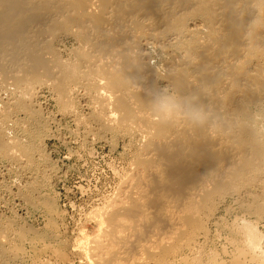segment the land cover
I'll use <instances>...</instances> for the list:
<instances>
[{
  "label": "bare ground",
  "instance_id": "6f19581e",
  "mask_svg": "<svg viewBox=\"0 0 264 264\" xmlns=\"http://www.w3.org/2000/svg\"><path fill=\"white\" fill-rule=\"evenodd\" d=\"M42 89L87 134L123 143L122 182L80 255L202 264L183 251L207 233L202 214L233 199L223 212L244 218L223 227L227 258L264 264V0H0V164L26 171L43 158L47 119L33 105ZM35 184L15 190L27 204ZM4 227L0 263L12 252Z\"/></svg>",
  "mask_w": 264,
  "mask_h": 264
},
{
  "label": "rangeland",
  "instance_id": "374dc122",
  "mask_svg": "<svg viewBox=\"0 0 264 264\" xmlns=\"http://www.w3.org/2000/svg\"><path fill=\"white\" fill-rule=\"evenodd\" d=\"M155 54L156 52H153L154 59H152L151 62L156 60L157 56L155 57ZM79 94H81V92H79ZM5 95L4 91L0 92V99L2 101L7 99L5 98L7 95ZM37 95L38 99L35 97L36 99H34L35 102L33 105L35 108L39 106V111L43 114V117L47 119L48 125L45 128V132L48 133L46 134L47 137L44 136L45 138L43 137V139H41L42 141L37 143L39 150L41 149V154L43 152L42 156L44 159L40 156L38 157V154L35 153L33 155V161H35L30 170L28 168L26 171L21 170V168L19 169L20 165L8 162L0 164L2 165L0 166V182L2 185H5V189L3 188L0 190V220L3 221H0V225L1 228H3L7 224V226L4 227L6 231L8 230L5 237L6 240H3L13 245H11L12 252L9 256L10 259L7 258V260L2 258L0 264H95L86 259L85 256L83 257L80 255L75 246L82 242L85 243L86 239L88 241L89 239H94L99 233L98 224L94 220L93 214L97 212V209H101L103 205L105 206L108 202L113 201L114 194H116L122 182V176L127 167L121 154L123 147H121V149L120 145L123 146V143L119 141L117 145L118 148L116 147V149L111 146L106 139H96L93 135L87 134L88 128H85L82 124V126L80 124L77 125V121L75 119L72 120V117L57 112V106L52 101L46 89L38 90ZM47 97L49 99H47ZM79 100L76 101V106L79 113L83 115L85 102ZM79 104H81V106ZM49 121H51V123ZM75 122L76 124L74 126L73 124ZM47 127L50 133L47 131ZM75 128L77 132L79 131L78 133L74 131ZM82 130H86L85 132L87 135H85V132L81 133ZM6 132H9V134L7 133L9 136H19L20 134L18 131L13 130H8ZM83 141L85 142L83 143ZM110 147L112 149L114 148V150L110 149ZM3 167H6V169ZM29 178L31 179L30 181ZM34 182H36L35 185H37L38 190L32 191L30 200L32 204L29 203V205L17 194L24 189L22 187L20 189L18 186H22V184H34ZM17 189L19 191H17ZM8 191H10L11 194ZM36 193H38V195ZM43 197L45 199L47 197L48 208L45 207L43 209V205H41L40 199ZM232 201L233 199H226L222 204L223 206L218 208L219 210L217 209L213 212L212 215H209L210 213L202 214L201 218L203 217L204 219H200L201 224L202 226L205 225L203 226L204 228H202L203 230L206 229L207 231H205L207 233L204 234L205 237L200 235L197 236L196 240L193 242L194 244L192 246L190 245L188 248L190 250L184 249L183 256H187L185 257L187 263H189L188 261H191V258L193 259L195 255V258H199L201 263L204 261L203 263L205 264L212 262H223V264H228L230 259L228 253L231 251V247L226 243V240H223V238L225 239L226 237V231L223 227H226L234 217L233 215L237 213L232 212L226 214L223 212V209L227 206H233ZM33 204L36 206H33ZM206 215L209 217H206ZM220 216L223 219L219 218ZM236 217L238 220L244 218L241 217L239 213ZM239 222L241 221L239 220ZM255 226L256 231L259 234L261 233V236H263L261 238L264 239V225L258 223ZM15 232L18 233L16 234ZM21 232H23V236L19 237L18 235H20L19 233ZM148 234L150 233L148 232L147 236H149ZM152 235L153 234H151V236ZM15 238L17 239L15 240ZM19 238L21 239L19 240ZM144 240L145 238L140 241L141 244ZM7 242L3 244L4 248ZM183 242H185V240ZM14 247L15 249L17 247L19 248H17L19 251L16 250L18 253H15ZM224 250V253H226L225 255L222 252ZM12 254L15 255L12 256ZM130 255H132L130 260L125 261L123 264L156 263L151 259V261L149 259L145 260L147 255L139 251H132ZM177 260L176 258V260L174 259L171 261L172 263L169 261L163 264H182ZM246 264L252 263L248 262Z\"/></svg>",
  "mask_w": 264,
  "mask_h": 264
}]
</instances>
